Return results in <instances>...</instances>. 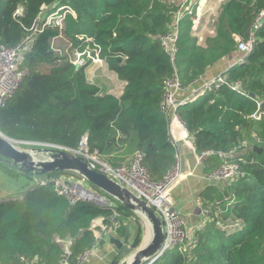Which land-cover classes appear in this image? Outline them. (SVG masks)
Listing matches in <instances>:
<instances>
[{
    "label": "trees",
    "instance_id": "obj_1",
    "mask_svg": "<svg viewBox=\"0 0 264 264\" xmlns=\"http://www.w3.org/2000/svg\"><path fill=\"white\" fill-rule=\"evenodd\" d=\"M176 9L166 0H0V47L30 38L20 50L21 65L29 70L0 106V130L14 139L69 149L86 135L89 149L100 156L141 152L151 179L161 180L176 162L162 108L165 80L176 72L187 86L209 65L236 51L235 36L246 41L253 35L250 50L225 69L223 81H210L211 88L200 89L176 106L183 125L195 136L196 152L210 151L205 171L221 165L219 152L248 144L245 153L227 156L238 163L241 175L221 189L208 184L201 192L204 205L212 200L225 203L224 197L233 195L226 214L242 226L232 232L207 219L191 247L174 246L150 264H264V114L255 116L264 99V17L254 24L264 0H225L217 19L219 41L207 45L199 44L192 33L193 12L183 11L176 22L177 51L171 60L160 36L173 30ZM47 15L61 17L70 50L96 53L124 81L119 96L86 81L87 62L76 68L67 55L53 50L49 37L57 32L40 25L35 30ZM231 82L245 91L233 89ZM62 173L69 172L45 173L24 193L0 198V264H55L65 254V240L68 264H76L94 244L96 218L109 224L116 216L120 234L129 217L140 224L132 210L118 201L112 205L113 198L79 175L73 174L109 203L80 196L70 200L57 192L49 179Z\"/></svg>",
    "mask_w": 264,
    "mask_h": 264
},
{
    "label": "built area",
    "instance_id": "obj_2",
    "mask_svg": "<svg viewBox=\"0 0 264 264\" xmlns=\"http://www.w3.org/2000/svg\"><path fill=\"white\" fill-rule=\"evenodd\" d=\"M20 9L21 8L17 9L16 12L20 11ZM185 9H187L188 12L192 11L190 8ZM179 15L180 11H175L173 13V30L160 36L162 49L170 56L171 60H174L175 53L177 51V45L175 42L176 22ZM263 17L264 9L261 10L257 15L254 24L258 25ZM252 40L253 35H251V37L246 41L240 40L237 42V50L242 53L240 59L244 57L250 50ZM25 45L26 41H23L22 44L14 47H0V106H3L7 103L24 76L28 73L29 69L27 66L21 65L20 57V50L25 47ZM76 53L77 55H84L85 53H88V51L86 50ZM89 57L92 59L94 57V60L99 64L102 62V59L99 58L96 53L93 55L91 54ZM76 63L81 64L83 62L81 60ZM214 80L221 82L224 80V78L221 74L217 75ZM164 84L165 94L162 100V108L167 118L170 110H172L175 119H177L183 128L187 130L176 113V106L178 103L176 94L178 91L183 89L177 73L174 72L171 77L165 80ZM204 87L211 88V85L209 82H207L203 84L202 88ZM195 95L196 93L186 100H191ZM54 146L56 148H65L66 150L81 156L87 162L90 168L103 172L108 177H111L121 186L127 188L134 195L140 199H143L151 208H153L154 212L161 220L163 230V241L159 246L158 253L161 254L165 250L171 249L174 246H177L180 250H185L188 247H191L196 241L194 231H188L185 228L179 211L173 206L169 198V189L180 176L177 162V153L174 166L164 175L161 180H153L149 176L148 171L142 165L141 152H135L126 161V163L112 165L101 161L99 159L100 155L96 151H91L89 149L86 135H84L78 141V144L74 149H69L57 144H54ZM209 152V150H203L199 155L206 156ZM218 154L223 158V162L218 168L205 172L204 177L208 182H224L223 185H226L241 175V171L236 161L228 160L227 156H230L229 153L219 152ZM65 172L76 174L72 171ZM49 180L57 192L69 197L70 200L75 199L77 196L88 199H96L95 197H97L100 204H108L101 196H97L91 192V190L89 191L87 188L83 187L82 182L84 179L83 181L79 179L77 182L72 179V177H65L64 175L61 177V175H59L52 176ZM224 199H226L225 203H218L215 200H212L203 207L202 213L205 217V220L213 219L215 224L224 230H230L232 232L238 231L242 226L240 220L228 217L226 214L229 206L233 204L234 197L233 195H226ZM115 226L119 227V223H115ZM89 250L90 249H87L80 254L76 264H80L83 259L86 258ZM67 254L68 249L65 251L64 256L55 264H68L66 259Z\"/></svg>",
    "mask_w": 264,
    "mask_h": 264
},
{
    "label": "crops",
    "instance_id": "obj_3",
    "mask_svg": "<svg viewBox=\"0 0 264 264\" xmlns=\"http://www.w3.org/2000/svg\"><path fill=\"white\" fill-rule=\"evenodd\" d=\"M240 57L241 53L231 52L223 56L219 61L209 65L196 79L177 92V101L189 99L194 93L202 89L203 84L214 80L217 75L223 74L225 69L238 61ZM87 64L88 65H86L84 69L86 81L94 83L101 91L112 93L115 96H119L122 93L124 81L119 79L115 72L109 70L105 63H100V65H105V70L103 68L98 69L95 67L96 64H92V62ZM105 71L109 72L108 75L112 77L113 86L111 84L104 85L98 82L100 80L99 75L101 72ZM167 122L169 139L176 148L177 162L180 171V176L169 189V198L173 206L179 211L185 228L188 231H194V236L196 238V230L201 228L206 221L202 213V209L205 206L203 204L205 199L201 194L202 189L208 184H213L221 189L222 186H224V182H208L205 179L204 174L209 171L204 170L205 156H200L199 153L196 152L194 134L183 128L173 116L172 110L169 112ZM241 147L246 148L248 144L243 143L239 148L228 153L238 155L236 151H239ZM117 157L123 160L125 159L124 161L130 158V156L120 155ZM4 165V162L0 163V198L9 194L20 195L24 193L29 183L24 187L23 178L20 179L16 176L19 173L22 174V172L5 168ZM113 200L115 201H111L110 203L115 205L117 200ZM136 215L141 226L137 224L138 227H136L134 225L136 222L133 217H129L125 220L124 224L126 223L129 226V236L128 241L121 246H117L113 241L114 238L122 241L124 237V233L120 234L117 230L118 227L115 226V223H118L115 222L116 216L113 217V222L109 224H103L100 217L96 218L93 221V226L95 227L94 244L91 246L86 258L83 259L80 264H117L126 256L127 247L129 248L134 244L137 248L141 244L140 242L136 243V234L138 235L139 227H146L148 224L140 215ZM62 245L65 252L68 249L67 241H62ZM136 248H134V250Z\"/></svg>",
    "mask_w": 264,
    "mask_h": 264
},
{
    "label": "water",
    "instance_id": "obj_4",
    "mask_svg": "<svg viewBox=\"0 0 264 264\" xmlns=\"http://www.w3.org/2000/svg\"><path fill=\"white\" fill-rule=\"evenodd\" d=\"M79 65L80 64L75 63L76 68H78ZM231 85L235 90L245 91L239 83L231 82ZM247 94L249 96L255 95L253 92H248ZM261 114H264V99L259 102L255 116L259 117ZM14 142L33 141L14 139L0 130V161L11 166L16 171L28 174L36 173L40 175L51 171H72L94 187L105 192L111 198L116 199L121 205L132 210L135 214L140 215L147 222L151 230L149 241L146 243L142 242L134 251L125 256L117 264H150L160 255L158 250L163 241L162 223L153 208H151L143 199L134 195L127 188L121 186L118 182L111 177H108L103 172L90 168L81 156L76 155L65 148H56L52 143L34 142L53 146L31 148V150L44 151L48 154V158L46 159L34 160L28 152L17 148ZM254 149L257 148L254 146ZM258 151H260V148H258ZM93 193L97 196H101L95 192ZM95 198L96 199L92 200L99 203L98 198ZM102 198L108 203V199L104 197ZM124 230L125 232L122 241L116 238L113 239L117 246H121L128 241L129 226L126 223L124 224Z\"/></svg>",
    "mask_w": 264,
    "mask_h": 264
},
{
    "label": "rangeland",
    "instance_id": "obj_5",
    "mask_svg": "<svg viewBox=\"0 0 264 264\" xmlns=\"http://www.w3.org/2000/svg\"><path fill=\"white\" fill-rule=\"evenodd\" d=\"M166 1L168 2L169 5L175 6L177 8L176 11H180V14L183 11H187V9L185 8H190V10H192L193 12L192 27H191L193 31L192 33L193 35H196L199 44L207 45V42L209 41L210 42L219 41L216 38L217 19L220 14L222 4L225 0H202V1L200 0H166ZM39 21L40 23L37 24V27L35 28L36 31L39 30L40 27L38 25H40L41 28H49L57 32V34L49 37L50 45L57 54L67 55L70 58V60L75 63L81 60L82 62H87L89 64L92 62V64H96L95 67H97L98 69L103 68L105 70L106 68L105 65L94 63L96 62L94 60V57L93 59L89 57L92 54L90 50H87L88 53H85L84 55L83 54L77 55L76 50H70V47H69L70 42L68 41V39L66 38V36L63 34L61 30V27L63 26L62 19L56 18L54 15H51V16L47 15V17H45L43 20L39 19ZM235 39L237 42L241 40L237 36H235ZM27 42H30V38L27 39L26 43ZM235 52H238L239 54L241 53L237 49ZM102 63L104 64L103 61ZM108 74L109 72H106V71L101 72V74L99 75L100 80L98 82L104 85L111 84L113 86V83H112L113 79ZM14 143L16 146H18L19 149L28 152L32 156V158H34V160L46 159L48 158V154L44 151L31 150V148L53 147L50 145L47 146L42 143H34V142H14ZM246 148L248 149L249 146ZM246 148L241 147L239 151H236V152H238V154H243L246 152ZM99 159L108 164H111V162H118L119 164L126 163V161H124L125 159L123 160L111 154L99 156ZM4 167L12 169V167L7 164H5ZM13 171H16V170L13 168ZM63 175L65 177H72L77 182L79 180V178L76 176L78 174L74 176L72 173H62L61 177ZM16 176H18L20 179L23 178L24 187L27 183L31 185L32 183H36L42 180L43 178L41 177L40 174H36V173H32L30 176L25 175V174L23 175V173L22 174L19 173ZM83 187H86L88 190H95L94 187H91L87 184H84ZM135 222L136 223L134 225L136 227H138V225L141 226V224H139L138 221H135ZM148 227H149L148 225L146 227H140V232L138 233V235L136 234V243H139V242L142 243L144 241L146 230ZM133 247L136 248L134 244H132L129 248L128 247L126 248V253H127L126 256L132 251H134Z\"/></svg>",
    "mask_w": 264,
    "mask_h": 264
},
{
    "label": "bare ground",
    "instance_id": "obj_6",
    "mask_svg": "<svg viewBox=\"0 0 264 264\" xmlns=\"http://www.w3.org/2000/svg\"><path fill=\"white\" fill-rule=\"evenodd\" d=\"M18 148V146H16ZM149 229V230H148ZM148 229L146 230V235L144 238V243H146L147 241H149L150 237H151V230L150 227H148Z\"/></svg>",
    "mask_w": 264,
    "mask_h": 264
}]
</instances>
